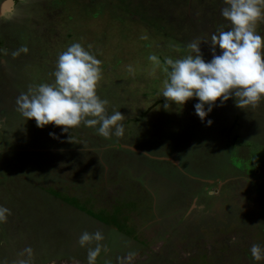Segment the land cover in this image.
Segmentation results:
<instances>
[{
    "label": "rangeland",
    "instance_id": "obj_1",
    "mask_svg": "<svg viewBox=\"0 0 264 264\" xmlns=\"http://www.w3.org/2000/svg\"><path fill=\"white\" fill-rule=\"evenodd\" d=\"M224 6L223 0H0V43L5 47L0 49V206L11 211L0 224V264H14L28 247L32 264H87L78 238L97 230L106 238L102 245L107 241L117 247L113 250L124 251L122 257L130 264H264L250 253L253 243L264 247V192L260 198L256 186L251 187L255 180H264V102L241 110L234 97L224 107L218 101L204 121H212L208 128L195 113V98L182 109H164L160 100L165 75L160 69L153 72L148 59L153 54L162 62L180 58L189 42L210 40L221 28L227 30ZM17 27L22 28L18 36ZM257 31L264 36V23ZM77 42L102 62L97 94L109 101V114L120 111L125 116L120 139L127 143L115 135L105 139L83 125L69 133L54 125L41 129L17 111V97L29 86L52 83L58 55ZM29 45L38 51L31 60ZM21 46L28 49L21 53L27 59L13 58L11 53ZM201 52L206 61L212 59L209 44H202ZM140 109L151 111L138 128L132 121L140 117ZM215 111H221L229 126L245 116L249 133L241 139L238 130L232 137L223 136L224 148L212 157L184 138L191 132L207 141L202 131L217 124ZM154 125L161 127L152 129ZM195 129L202 131L194 134ZM113 140L120 143L110 147ZM43 141L49 148L42 147ZM131 143L152 156L175 150L181 168L124 147L136 148ZM230 146L240 157L250 158L249 167L232 155ZM252 146L253 159L248 152ZM216 171L225 180L204 185L201 179ZM77 196L76 205L84 206L78 211L72 201ZM151 204L156 206L154 215ZM163 209L169 212L166 217ZM91 210L101 214L91 215ZM100 216L106 221L122 218L128 234L137 239L108 231ZM176 234L184 240L177 241ZM135 242H141L142 250ZM72 249L80 250V256L67 257ZM129 253L135 254L130 262ZM102 261L98 257L96 264ZM118 264L124 263L119 259Z\"/></svg>",
    "mask_w": 264,
    "mask_h": 264
},
{
    "label": "clouds",
    "instance_id": "obj_2",
    "mask_svg": "<svg viewBox=\"0 0 264 264\" xmlns=\"http://www.w3.org/2000/svg\"><path fill=\"white\" fill-rule=\"evenodd\" d=\"M223 3L221 15L228 22L227 30L221 28L210 40L197 38L189 42L186 54L180 58L165 57L162 62L155 54L148 57L152 71L160 69L165 75L162 85L165 110L172 105L182 109L195 98L199 101L195 113L204 122L218 101L223 104L234 97L236 107L241 110L255 109L264 102V36L257 31L258 25L264 23V0H223ZM202 44L210 45V61L203 57ZM27 52V47L21 46L12 56ZM101 65L82 44L72 43L58 55L54 81L29 86L16 99L17 111L26 121L35 120L41 129L54 125L69 133L83 125L96 129L105 139L113 135L122 138L125 116L120 111L109 114V101L97 94ZM128 71L134 70L129 66ZM207 124L211 126L212 121ZM50 135L56 138L53 133ZM10 215V209L0 206V224L6 223ZM103 240L99 230L85 231L79 236V246L87 248V264H96L101 251H107ZM94 242L95 247H91ZM250 253L254 261L264 260V247L259 244L253 243ZM32 255V249L25 248L14 264H32ZM134 255L129 253L127 260L130 262Z\"/></svg>",
    "mask_w": 264,
    "mask_h": 264
},
{
    "label": "trees",
    "instance_id": "obj_3",
    "mask_svg": "<svg viewBox=\"0 0 264 264\" xmlns=\"http://www.w3.org/2000/svg\"><path fill=\"white\" fill-rule=\"evenodd\" d=\"M25 21V20H24ZM49 26V25H48ZM7 29H9V28H7ZM21 27H17L14 31H15V34H17V36L18 35H20V31H21ZM48 32V31H47ZM46 32V33H47ZM50 33H52V31H50ZM15 34H12L13 35V37L15 38L16 36H15ZM10 36V35H9ZM24 40V42L26 43V40H25V38L23 39ZM1 48H3V49H5V47H4V43H0V49ZM45 48H47V47H45ZM29 50H30V52H31V58H30V60L32 59V55L35 53V54H37V52L38 51H35V49H31L30 48V45H29ZM12 54V53H11ZM25 59H27L26 57H24ZM23 58V56L20 54L18 57H16L15 59H24ZM18 65V62L16 63V66ZM129 101V100H128ZM160 103L161 104H164L165 103V100H164V98L162 99V100H160ZM151 111V110H150ZM150 111H148V112H145V111H143V110H139V113H140V117H137V118H133V123L135 124V125H137V127L139 128L140 127V123H141V120L142 121H144L145 120V118L148 116V114H149V112ZM163 116V115H162ZM222 116H217V121H215V122H217V124L216 125H214V126H212L209 130H206V131H203V132H206L205 134H207L206 135V137H207V139L209 140V141H214L215 143H220V142H222V140H224V137L223 136H231V134L232 133H234V130H238V131H242V132H246V127H247V125H245V124H247L246 122H247V119L245 118V120H244V117L242 116H238L236 119L234 118V120H233V125L232 126H229L228 124L227 125H225V123H227L226 122V120H225V118H224V116L221 118ZM128 123H129V119H128V121H127ZM224 123V125L225 126H220V124L221 123ZM36 123V122H35ZM141 127H142V125H141ZM155 127H161V125H159V126H157V125H154L153 127H152V129H154ZM39 133V132H38ZM196 133H197V131H196ZM204 139L203 137H199V138H195V136H193V137H191V139H193L196 143L197 142H199L200 141V139ZM221 138H222V140H221ZM120 141L121 140H123V139H120V138H118ZM119 140H117V142H115L114 140L113 141H111L110 143H109V146L110 145H115V143L117 144H119L120 142H119ZM124 141V140H123ZM44 143V145L42 146V147H48L49 148V143H46L45 141H43ZM72 142H74V140L71 138L70 139V143H72ZM132 144V143H131ZM52 144H50V146H51ZM132 145H134L135 147H137V148H141L140 146H137L136 144H132ZM111 147V146H110ZM141 149H143V148H141ZM221 149H223V148H221ZM230 149H232L233 150V154L232 155H234L236 152H234L235 150H237V149H235V147L233 148L232 146H230ZM122 150H125L124 148H122ZM202 150H205V151H207L208 152V150L205 148V147H203V149L202 148H198V151H202ZM127 151H129V150H127ZM129 154H136V152L135 153H133V152H128ZM209 153V152H208ZM30 156H36V155H30ZM44 158V155H43V157H42V159ZM154 161H158V162H160V160H158V159H153ZM215 161H217V160H215ZM258 165V164H257ZM30 169H32V167H29ZM210 171H213V170H210ZM3 172H0V176H1V179H0V181H2V178H3V174H2ZM218 174V171H216L214 174H212L211 173V178L212 177H220L221 175H220V173H219V175H217ZM209 179V178H208ZM162 200V199H161ZM75 204L73 205V207H74V209L76 208L77 209V211L78 210H81L79 207H84L83 205L81 206V205H76V203H78V200L76 199H74V200H72ZM160 202V201H159ZM165 202V201H164ZM150 203V202H149ZM72 205V204H71ZM160 205V204H159ZM156 206H157V202H156ZM156 206H154L153 207V205L151 204V210L153 209V211H152V215H154V214H156ZM227 207H229V208H231L229 205L227 206ZM166 209H168V208H166ZM35 211L36 212H38V209H35ZM92 211V210H91ZM163 212H166V214H165V217L168 215V210H165V209H163L162 210ZM101 212H103V211H101ZM89 214H91V215H93V214H96V215H98L99 216V214H101V213H96V212H94V211H92L91 213L90 212H88ZM104 213V212H103ZM157 214H158V212H157ZM122 218H119L118 216H110L107 220L108 221H106L105 219H103V217H101L100 216V219L99 220H104V221H106V222H108L107 224L106 223H101V224H105L106 226H109V229H108V231H111V232H113L114 231V229L116 230V228H114V225H116V226H118L119 228H121V229H124L126 232H124V231H121V229L118 231L120 234H124V235H126V236H124V237H127V238H129V239H132L131 237H134L133 235L131 236V233L130 234H128V232H127V225H128V223L127 222H125L124 223V221H122L121 220ZM129 219V218H128ZM150 220H153V217L152 218H150ZM109 221H110V223H109ZM71 225H73V223H71ZM112 228V229H111ZM46 230V229H45ZM135 233H137V231H135ZM37 234H38V232H37ZM129 235V236H128ZM135 239H137L136 238V236L134 237V239L133 240H135ZM175 239H177V241H180V242H182L184 239L183 238H181L180 236H178L177 234H176V236H175ZM174 239V240H175ZM104 240H106V238L104 239ZM132 242V241H131ZM104 243H105V246L104 247H106L107 246V241H104ZM140 243L141 242H135V245H133V246H135V247H138V249H140L139 247H141V250H142V246H139L140 245ZM95 244V242L93 243V245ZM92 246V245H91ZM107 248V247H106ZM147 248V247H146ZM147 250H149V248L147 249ZM146 250V252L145 253H148V251ZM65 253H67V252H70L69 250H66L65 249ZM80 254H81V251L80 250H74V249H72V251H71V253L70 254H66L67 255V257L69 256V257H79L80 256ZM193 264H197V262H194Z\"/></svg>",
    "mask_w": 264,
    "mask_h": 264
},
{
    "label": "flooded vegetation",
    "instance_id": "obj_4",
    "mask_svg": "<svg viewBox=\"0 0 264 264\" xmlns=\"http://www.w3.org/2000/svg\"><path fill=\"white\" fill-rule=\"evenodd\" d=\"M2 9H3V11H5L4 10V8L2 7ZM222 107H224V105L223 104H221V102L219 103ZM234 111L233 112H236V110L234 109V108H232ZM224 110V109H223ZM222 111V110H221ZM221 111H219V112H217V111H215V114H213V117H212V119H214L213 120V122H215V121H217V116H222V113H220ZM244 120H245V116H244ZM205 123V125H207V127H208V124H207V122H204ZM209 128V127H208ZM207 128V129H208ZM258 129V132H261V129L258 127L257 128ZM196 131L198 132V131H202V130H192V132L194 133V134H196ZM203 132V131H202ZM247 133H249V132H245V133H243L242 131H239L238 132V135H237V137H238V139L240 138H243V135H246ZM194 135L190 132H187L186 133V136H185V142L186 143H189V139L191 138V137H193ZM230 137H232V136H230ZM257 137H258V139L257 140H259L260 139V134L258 133V135H257ZM189 138V139H188ZM192 141H193V139H191ZM122 143H127V141H125L124 140V142H121V144ZM207 143V144H206ZM194 144H196V146L198 147V148H202L203 149V147H205L207 150H208V154H210L212 157H216V154L214 153V152H218V151H220V150H222L221 148H224L223 147V145H222V143H215L214 141H209L208 139H207V141H205L204 139H200V141L199 142H195L194 141ZM206 144V145H205ZM206 146H208V148L206 147ZM254 146V145H253ZM253 146L252 147H249V156H251L252 157V159L254 158V153L256 152V150H253V151H251L252 150V148H253ZM236 149V148H235ZM144 150V149H143ZM255 151V152H254ZM257 151H259L258 149H257ZM234 152H239L238 150H235ZM238 153H235L234 155H237ZM189 155H186L185 156V158L186 159H188L187 157H188ZM239 158H240V160L242 161V165L244 166V167H249V165H250V160L249 161H246V159H248L249 157H240L239 155H237ZM158 157H167V158H172L173 159V161L174 162H176L178 165L177 166H179L180 167V163H179V161H178V159H177V154H176V151L175 150H171L169 153H167L166 155H163V156H158ZM250 159V158H249ZM160 161H162V160H160ZM210 161H213V160H210ZM163 162H168V163H171V164H173V165H175L176 166V164L174 163V162H171V161H163ZM251 164H253L252 162H251ZM212 165V164H211ZM176 166V167H177ZM181 168V167H180ZM247 169V168H246ZM221 178H219V177H217L218 179L216 180V177H212V178H204V179H201V181H202V183L204 184V185H210L209 183H212V184H218L216 181H218V182H221V180L224 178V176H220ZM236 177H238V176H236ZM262 178H264V177H262ZM233 179H235V178H233ZM261 179V178H260ZM197 180H198V178H197ZM223 180H225V179H223ZM236 180V179H235ZM256 181V183H254V184H252L251 183V187H252V185H253V190H254V188H255V186H256V188H257V190L255 191V193L256 192H260V198H261V192L263 193L264 192V180L263 181H261V183L259 182V181H257V180H255ZM259 182V183H258ZM231 184H232V182H231ZM255 185V186H254ZM260 185V187L262 188V189H260L258 186ZM78 196L76 197V199L78 200ZM231 209V208H230ZM75 210H77L76 208H75ZM205 211H206V209H205ZM231 212H233V211H231ZM227 214L229 215L230 214V210H228L227 211ZM0 227H1V225H0ZM112 229V228H111ZM113 232H118L117 230H115L114 229V231ZM119 233V232H118ZM91 247H93V245L91 246ZM94 247H95V245H94ZM107 248V251H103L102 250V253H100V255H99V260L100 261H102V263H105V264H118V260L120 259V263L121 262H123L124 264H130V263H126V259H125V257H122V255H123V253H124V251H121V250H118L117 251V249H114L113 250V248H117L115 245H113V244H111V245H109L108 243H107V246H106ZM86 251H87V248H84ZM120 253V254H119ZM79 259V258H78ZM123 260V261H122Z\"/></svg>",
    "mask_w": 264,
    "mask_h": 264
},
{
    "label": "water",
    "instance_id": "obj_5",
    "mask_svg": "<svg viewBox=\"0 0 264 264\" xmlns=\"http://www.w3.org/2000/svg\"><path fill=\"white\" fill-rule=\"evenodd\" d=\"M9 3H11V6H13L12 5V2L13 1H8ZM7 3V2H6ZM5 3V4H6ZM5 4H4V6H5ZM6 11H8V10H10V8H8L7 7V9H5ZM125 148H129V149H131V150H133V151H137V152H139V153H143V154H145V155H148L149 157H151V158H153V159H158V160H162V161H171V162H174L173 161V159L172 158H167V157H158V156H152V155H150L149 153H147L146 151H143V150H140V149H136V148H134V147H131V146H124ZM176 165H178L176 162H174Z\"/></svg>",
    "mask_w": 264,
    "mask_h": 264
},
{
    "label": "crops",
    "instance_id": "obj_6",
    "mask_svg": "<svg viewBox=\"0 0 264 264\" xmlns=\"http://www.w3.org/2000/svg\"><path fill=\"white\" fill-rule=\"evenodd\" d=\"M5 254V253H4ZM0 260H3V259H1V255H0Z\"/></svg>",
    "mask_w": 264,
    "mask_h": 264
}]
</instances>
